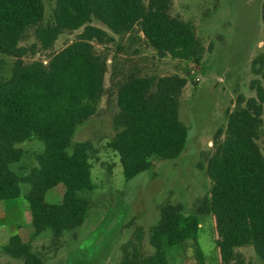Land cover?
Returning a JSON list of instances; mask_svg holds the SVG:
<instances>
[{
	"label": "trees",
	"instance_id": "1",
	"mask_svg": "<svg viewBox=\"0 0 264 264\" xmlns=\"http://www.w3.org/2000/svg\"><path fill=\"white\" fill-rule=\"evenodd\" d=\"M55 1L53 21L43 25V0H0V201L22 198L33 238L46 232L59 238L81 227L90 208L82 194L95 190L94 146L89 141L73 143L105 92L107 60L96 53L93 41H105L108 33L90 25L92 19L117 34L140 26L162 57L193 61L201 51L194 27L171 16L172 0ZM33 26L44 49L53 47L65 30H84L47 64L25 63L20 42ZM3 56L16 58L8 80L1 78ZM258 61L264 66V56ZM186 86L187 80L177 74H132L120 86L114 120L118 132L108 146L118 154L126 181L149 171L154 159L175 160L184 152L189 129L180 120L179 108ZM253 88L256 97L230 113L224 140L215 138L216 151L207 165L209 199L193 214H186L180 204L164 206L150 238L154 254L142 253L138 236L120 264H173L175 250L190 241L198 264H206L198 236L200 214L208 213L215 218L223 264H246L237 252L244 247H252L264 260V154L258 144L264 134V87L258 83ZM32 139L44 149L37 155V166L20 176L13 168L25 155L19 145ZM61 184L66 188L63 203L49 202V191ZM2 250L25 264H45L19 234Z\"/></svg>",
	"mask_w": 264,
	"mask_h": 264
},
{
	"label": "rangeland",
	"instance_id": "2",
	"mask_svg": "<svg viewBox=\"0 0 264 264\" xmlns=\"http://www.w3.org/2000/svg\"><path fill=\"white\" fill-rule=\"evenodd\" d=\"M43 1V25H47L53 21L56 1ZM170 14L194 27L201 46L197 60L160 56L140 26L131 33L117 34L102 21L92 19L90 25L108 33L105 41H93L96 53L107 60V72L96 114L79 126L73 138V143L91 142L96 151L91 159L95 190L82 194L90 203L85 223L59 238L51 232L33 238L25 204L17 198L23 202L25 215L18 229L45 264H120L126 252L133 250L131 243H137L138 236L142 253L149 257L154 254L150 244L152 229L164 206L180 204L186 214H193L209 199L212 181L207 165L216 151L215 138L224 140L230 113L256 97L253 86L259 83L264 87V66L258 61L264 56V0H172ZM83 30H65L53 47L44 49L36 27L28 28L20 42L25 50L24 62L47 64L76 41ZM1 58L5 61L1 78L8 80L16 58ZM132 74L156 78L177 74L187 80L179 113L189 137L179 158L154 159L149 171L128 182L118 154L108 144L118 132L114 122L119 112L118 90ZM258 144L264 154L263 132ZM19 147L25 155L13 168L25 176L37 166V155L44 144L32 139ZM28 189L24 184L23 191ZM65 191L63 184L58 185L49 191L47 200L63 203ZM9 213L18 216L16 210ZM200 222L198 242L206 264H223L214 216L200 214ZM2 229L5 234L0 235V264H25L23 259L12 258L2 250L10 238V229ZM237 252L246 264H264L252 247L239 248ZM175 255L173 264H198L191 241L177 248Z\"/></svg>",
	"mask_w": 264,
	"mask_h": 264
},
{
	"label": "crops",
	"instance_id": "3",
	"mask_svg": "<svg viewBox=\"0 0 264 264\" xmlns=\"http://www.w3.org/2000/svg\"><path fill=\"white\" fill-rule=\"evenodd\" d=\"M1 202L5 203L4 205H0V228H4L5 226H7L10 229V233H8L9 237L17 234L22 236L21 231L18 229L17 225L25 218L23 212V202L20 199L0 201V203ZM13 210L17 211L18 216H11L9 211ZM3 230L4 229L0 230V235L5 234V231L3 232Z\"/></svg>",
	"mask_w": 264,
	"mask_h": 264
}]
</instances>
